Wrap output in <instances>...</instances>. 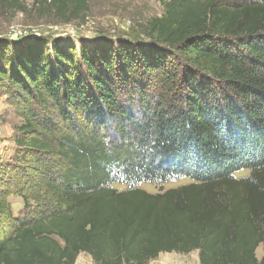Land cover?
Returning <instances> with one entry per match:
<instances>
[{"label": "trees", "instance_id": "16d2710c", "mask_svg": "<svg viewBox=\"0 0 264 264\" xmlns=\"http://www.w3.org/2000/svg\"><path fill=\"white\" fill-rule=\"evenodd\" d=\"M30 1L63 23L88 7ZM159 2L145 25L152 47L40 43L13 52V72L0 68L25 105L0 172V264H74L80 253L148 264L192 251L199 264H264V0Z\"/></svg>", "mask_w": 264, "mask_h": 264}, {"label": "rangeland", "instance_id": "374dc122", "mask_svg": "<svg viewBox=\"0 0 264 264\" xmlns=\"http://www.w3.org/2000/svg\"><path fill=\"white\" fill-rule=\"evenodd\" d=\"M162 14L163 7L159 0H88L87 10L80 20L63 23L57 21L46 6L37 7L30 0H23L16 6L0 0V54L3 53L5 57L0 60V68L13 72V52L35 49L40 43H46L47 50L53 46H67L73 47L77 53L83 48L91 54L95 50L94 44L100 42L111 43L114 48L117 44L149 48L147 45L152 47L153 43L145 33V25L147 21L161 17ZM20 99L11 86L0 79V172L3 173L6 172L5 168L12 165L13 157L18 152L15 139L19 135L17 128L23 123L21 113L25 109ZM31 103L36 107L34 101ZM247 175V171H240L235 177L243 178ZM188 183V180L180 179L161 187L142 184L140 188L156 194L161 189L164 191ZM114 187L118 190L126 188L120 184ZM8 201L14 217L24 214L20 197L12 195ZM262 256L263 248L260 245L256 257L260 260ZM74 264L96 263L89 254L80 253ZM148 264H199L198 251L188 254L160 253Z\"/></svg>", "mask_w": 264, "mask_h": 264}]
</instances>
